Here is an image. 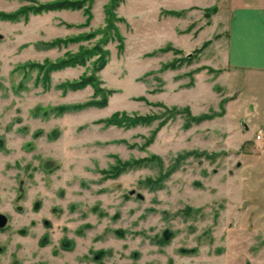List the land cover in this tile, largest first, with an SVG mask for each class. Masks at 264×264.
Returning <instances> with one entry per match:
<instances>
[{"label":"rangeland","instance_id":"374dc122","mask_svg":"<svg viewBox=\"0 0 264 264\" xmlns=\"http://www.w3.org/2000/svg\"><path fill=\"white\" fill-rule=\"evenodd\" d=\"M47 1L0 0V12ZM78 1L0 17V213L10 243L48 236L38 248L45 264H264V125L227 107L237 92L216 80L227 12L212 34L203 0ZM96 44L101 67L94 51L47 69ZM83 75L97 76L106 104L56 112L102 95L92 83L60 85ZM254 78L245 91L259 98L256 120L264 81ZM115 111L127 119L106 122Z\"/></svg>","mask_w":264,"mask_h":264},{"label":"crops","instance_id":"0c3cea01","mask_svg":"<svg viewBox=\"0 0 264 264\" xmlns=\"http://www.w3.org/2000/svg\"><path fill=\"white\" fill-rule=\"evenodd\" d=\"M181 1L184 7L195 4L190 0ZM212 5L216 6V10L206 23V27L214 24L217 28L212 34L221 32L218 29L221 24L216 18L221 12H227L226 17L221 15L223 19L226 18L225 35L224 46L218 49L223 61L216 67L219 69L217 83L225 86L228 92H237L227 107L236 104L238 109H242V116H249L251 121L264 125V111L258 112L256 120L253 115L257 111L259 98L254 94L247 95L245 91L253 75L257 80L260 77L264 81V0H203V5L199 6L206 8ZM212 34L203 39H209Z\"/></svg>","mask_w":264,"mask_h":264},{"label":"trees","instance_id":"16d2710c","mask_svg":"<svg viewBox=\"0 0 264 264\" xmlns=\"http://www.w3.org/2000/svg\"><path fill=\"white\" fill-rule=\"evenodd\" d=\"M120 0H111V4L112 6H116L118 4ZM80 3L78 0H53V1H47V2H43L40 3L39 5H37L36 7H25L26 8H30L33 10H42V9H50V8H56V7H60V6H79ZM22 9L20 11H16V12H0V17L2 18H15L16 16H18L20 13L25 12V10ZM165 12H169L172 14H178L179 11H177L176 9H164ZM205 13L207 15H210L212 12H214L216 10V6L212 5L209 7L204 8ZM89 34V33H88ZM87 34H84L83 36H86ZM118 38L121 39V36L119 34H117ZM55 42V41H54ZM52 43V42H51ZM122 42L119 40V46L121 47ZM199 49V48H198ZM94 51H96L99 55V61L101 62L99 67H101L104 64L105 59V55H106V51L101 47L100 44H96L93 48L89 49V48H85V49H81L78 52H74V53H69L67 54L65 57H62L60 59H57L54 61V63H49L47 66V69H53V68H59L61 66H64L66 64H74L77 62H83L85 57H87L90 54H94ZM87 83H92L95 86V92H101L102 95L97 99V98H91L88 99L87 101L83 102V103H76V104H70V105H57L54 107V109L56 110V112H61L64 109H69V108H78V107H82V106H86V105H104L106 104V94L104 92H102V90L104 91L105 89L99 85V79L97 78L96 75H83L81 76L79 79L74 80V81H70V82H63L60 83L61 86L63 87H70V88H78L81 86H84ZM124 112H119V111H115L114 113H112L111 116H109L108 118H106V122H111V123H115V124H121L123 120L127 119V117H122L119 116L121 114H123ZM209 115L207 114H202L199 116H195L196 120H200L203 117H208ZM138 118L141 117H132L131 121L129 122H135ZM127 122V121H126ZM128 123V122H127Z\"/></svg>","mask_w":264,"mask_h":264},{"label":"flooded vegetation","instance_id":"af4514ba","mask_svg":"<svg viewBox=\"0 0 264 264\" xmlns=\"http://www.w3.org/2000/svg\"><path fill=\"white\" fill-rule=\"evenodd\" d=\"M46 223V220H44ZM7 224V217L0 213V264H45L47 259L43 260V255L39 251V247H43L45 243H48L49 237H43L39 235L36 238L34 244H22L20 242L10 243L9 232L5 233L6 230L1 227ZM21 232V231H20ZM17 233L20 237H24V233ZM166 235L167 232L164 231ZM45 242V243H43ZM103 251V250H99Z\"/></svg>","mask_w":264,"mask_h":264},{"label":"built area","instance_id":"2783aa9c","mask_svg":"<svg viewBox=\"0 0 264 264\" xmlns=\"http://www.w3.org/2000/svg\"><path fill=\"white\" fill-rule=\"evenodd\" d=\"M256 137H257V138H260V137H261V134H260V133H257V134H256Z\"/></svg>","mask_w":264,"mask_h":264}]
</instances>
